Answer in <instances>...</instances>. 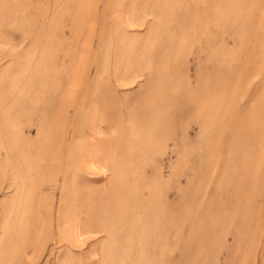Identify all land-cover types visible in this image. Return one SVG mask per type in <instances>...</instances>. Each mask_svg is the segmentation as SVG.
Returning <instances> with one entry per match:
<instances>
[{"label": "rangeland", "instance_id": "rangeland-1", "mask_svg": "<svg viewBox=\"0 0 264 264\" xmlns=\"http://www.w3.org/2000/svg\"><path fill=\"white\" fill-rule=\"evenodd\" d=\"M0 264H264V0H0Z\"/></svg>", "mask_w": 264, "mask_h": 264}]
</instances>
